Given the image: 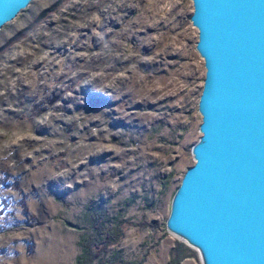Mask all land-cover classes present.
I'll return each instance as SVG.
<instances>
[{"label":"rangeland","instance_id":"1","mask_svg":"<svg viewBox=\"0 0 264 264\" xmlns=\"http://www.w3.org/2000/svg\"><path fill=\"white\" fill-rule=\"evenodd\" d=\"M190 11V0H30L2 24L0 264L93 252L89 264H118L116 251L201 264L164 226L199 134ZM97 225L122 230L99 253Z\"/></svg>","mask_w":264,"mask_h":264},{"label":"water","instance_id":"2","mask_svg":"<svg viewBox=\"0 0 264 264\" xmlns=\"http://www.w3.org/2000/svg\"><path fill=\"white\" fill-rule=\"evenodd\" d=\"M30 0H0V27ZM203 76L167 231L201 264H264V0H190Z\"/></svg>","mask_w":264,"mask_h":264},{"label":"trees","instance_id":"3","mask_svg":"<svg viewBox=\"0 0 264 264\" xmlns=\"http://www.w3.org/2000/svg\"><path fill=\"white\" fill-rule=\"evenodd\" d=\"M96 231L98 233L103 234L101 237L96 238V240H94L95 244H98L97 253H99V251L107 250L108 244L116 242L122 233L120 226H113L111 228H103V227L97 225ZM95 254L96 253L93 252V255H95ZM93 255H90V254L84 255L82 253H78L76 255V258H75L76 264H89L91 257H93ZM115 255H117V257H118V260H119L118 264H124L126 262H128L130 264H140V260H134V261L124 260L123 258L120 257L118 251H116ZM176 263H177V258H174V257H169L166 261V264H176ZM102 264H115V263H112L111 261L108 260V262H106V263L103 261Z\"/></svg>","mask_w":264,"mask_h":264}]
</instances>
